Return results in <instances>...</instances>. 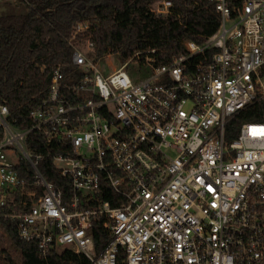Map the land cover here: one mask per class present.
<instances>
[{"label": "built area", "instance_id": "built-area-1", "mask_svg": "<svg viewBox=\"0 0 264 264\" xmlns=\"http://www.w3.org/2000/svg\"><path fill=\"white\" fill-rule=\"evenodd\" d=\"M207 1L218 27L166 64L155 65V49L137 51L106 73L70 39L75 71L54 66L27 128L0 102V219L41 256L264 264V116L227 135L235 117L264 103V0ZM171 6L158 0L150 11ZM32 132L58 150L48 154L68 196L39 170Z\"/></svg>", "mask_w": 264, "mask_h": 264}, {"label": "trees", "instance_id": "trees-1", "mask_svg": "<svg viewBox=\"0 0 264 264\" xmlns=\"http://www.w3.org/2000/svg\"><path fill=\"white\" fill-rule=\"evenodd\" d=\"M156 1L29 0L26 13L0 15V102L7 104L15 124L21 129L30 125L29 113L47 96L55 65L65 64L67 75L75 71L70 65V39L89 41L93 59L111 53L119 63L137 51L155 49V65H163L185 52L186 40L201 43L218 27L219 15L212 2L172 0L170 12L156 16L150 11ZM81 24L87 27L79 31ZM263 116L262 102L242 111L229 124L228 138L236 136L242 122L262 120ZM27 141L33 151L43 154L38 165L41 173L68 196L70 184L58 174L48 154L58 150L46 146L37 132ZM0 230L18 254V259L12 257L0 239V264H87L83 255L69 249L41 256L35 242L18 239L14 222L0 219ZM94 237L101 248L97 229Z\"/></svg>", "mask_w": 264, "mask_h": 264}, {"label": "rangeland", "instance_id": "rangeland-1", "mask_svg": "<svg viewBox=\"0 0 264 264\" xmlns=\"http://www.w3.org/2000/svg\"><path fill=\"white\" fill-rule=\"evenodd\" d=\"M156 5V2L154 3ZM27 7L25 4L18 2L17 4L11 0H0V15H7V14H23L26 13ZM79 48H81L86 54L91 55V50L88 48L87 41L81 43L78 45ZM102 62V67L104 68V72L108 73L113 67L118 66L119 59L116 57V55L108 54L105 55L103 59H100L99 62ZM0 239L3 243V246L9 251V253L14 257L15 259H18V254L14 250L10 239L8 236L0 230ZM2 264V263H1Z\"/></svg>", "mask_w": 264, "mask_h": 264}, {"label": "crops", "instance_id": "crops-1", "mask_svg": "<svg viewBox=\"0 0 264 264\" xmlns=\"http://www.w3.org/2000/svg\"><path fill=\"white\" fill-rule=\"evenodd\" d=\"M16 3V2H15Z\"/></svg>", "mask_w": 264, "mask_h": 264}]
</instances>
